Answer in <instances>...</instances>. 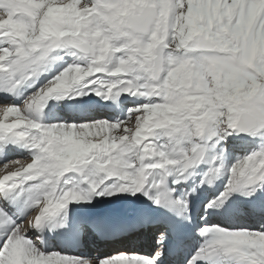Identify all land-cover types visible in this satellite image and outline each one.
<instances>
[{
	"label": "snow or ice",
	"instance_id": "snow-or-ice-1",
	"mask_svg": "<svg viewBox=\"0 0 264 264\" xmlns=\"http://www.w3.org/2000/svg\"><path fill=\"white\" fill-rule=\"evenodd\" d=\"M0 264H264V0H0Z\"/></svg>",
	"mask_w": 264,
	"mask_h": 264
},
{
	"label": "bare ground",
	"instance_id": "bare-ground-1",
	"mask_svg": "<svg viewBox=\"0 0 264 264\" xmlns=\"http://www.w3.org/2000/svg\"><path fill=\"white\" fill-rule=\"evenodd\" d=\"M126 245H110L106 246L105 251L107 252H116L117 250H124ZM135 247L141 249V250H146L147 249V243L145 241H142L140 244H137Z\"/></svg>",
	"mask_w": 264,
	"mask_h": 264
}]
</instances>
